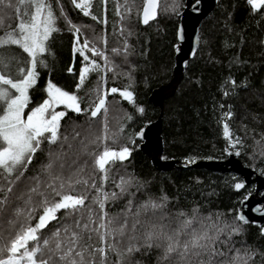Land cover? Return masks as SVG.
Returning a JSON list of instances; mask_svg holds the SVG:
<instances>
[{
  "label": "trees",
  "instance_id": "trees-1",
  "mask_svg": "<svg viewBox=\"0 0 264 264\" xmlns=\"http://www.w3.org/2000/svg\"><path fill=\"white\" fill-rule=\"evenodd\" d=\"M145 2L128 0L131 8L128 12L125 0H107L106 5L103 0H94L91 14L85 16L72 0H46L57 17L59 30L52 33L46 42V52L38 57L39 83L32 90L29 110L48 97L46 85L54 84L76 95L82 110L81 113L68 110L61 120V134L67 133L70 141L75 133L80 134L72 141L74 146L85 140L90 152L99 153L104 147L129 148L130 155L126 159L110 166L109 179L103 187L105 191L119 192L115 184L121 177L133 178L134 184L142 187L139 190L132 187V195L110 202L107 206L110 212L122 211L129 200L135 209L149 198L158 201L167 196L166 211L172 213L184 211L191 216L193 208H198L199 214L205 217L211 214L215 218L219 213L222 221L240 227V234L233 239L251 248L255 253L253 264H264L263 230L235 219L242 202L254 192L252 187L239 192L234 185L241 179L235 174L188 167L201 160H226L229 152L235 150L244 165L264 176V7L257 12L248 0H219L215 11L201 24L198 52L168 92L163 110L162 158L177 161L179 167L160 172L141 152L136 136L161 114L158 107L149 103V97L174 79L178 28L187 0H176L177 11L171 8L173 0H161L157 19L148 25L143 24L141 17ZM164 7H168V11H162ZM21 18V13L0 6L3 20L0 32L18 29ZM104 20L106 23L101 22ZM72 25L80 29L79 34L72 30ZM85 39L104 52L110 70L103 73L90 70L81 83L79 74L85 62L77 48ZM11 51L30 60L14 46ZM84 54L101 66L105 63L87 51ZM18 66L29 68L30 63ZM16 67L14 65L12 71H16ZM113 87L118 89L117 93L110 92ZM97 89L107 93L108 134L116 135L113 139L90 143L103 135V113L95 118L89 115L97 99ZM125 91L131 93V99L120 94ZM225 124L231 138L239 140L235 147L225 136ZM44 158L38 151L25 177L39 174ZM85 159L88 157H81V161ZM96 183L101 185L99 174ZM55 223H50L48 229ZM157 255L154 249L148 255L136 253L134 260L157 264ZM126 261L127 258L125 264Z\"/></svg>",
  "mask_w": 264,
  "mask_h": 264
},
{
  "label": "snow or ice",
  "instance_id": "snow-or-ice-1",
  "mask_svg": "<svg viewBox=\"0 0 264 264\" xmlns=\"http://www.w3.org/2000/svg\"><path fill=\"white\" fill-rule=\"evenodd\" d=\"M72 2L85 16L91 14L94 0ZM103 2L106 5L107 0ZM248 3L254 10L264 7V0H248ZM0 6L22 14L18 29L0 32V264H125V258L126 264H141L134 260L135 254L148 255L154 249L158 252L157 264H253L255 253L251 248L233 239L240 234V227L222 221L219 213L215 218L211 214L201 216L198 208L192 209L191 216L184 211L172 213L166 211L167 196L158 201L149 198L135 209L129 200L122 211H109L110 202L132 195V187L137 190L142 187L134 184L133 178L121 177L115 184L119 192L104 190L110 166L126 159L129 148L104 147L99 153L90 152L85 140L74 146L72 141L80 134L75 133L72 141L67 133L61 134V120L66 113L57 112L56 107L64 105L81 113L77 96L51 83L47 86L48 98L25 118L29 89L37 78L38 57L46 52V42L52 33L59 30L57 17L46 0H15V3L0 0ZM158 7L160 0H146L142 8L144 24L156 18ZM178 7L173 0L172 10L177 11ZM125 10L131 11L128 0ZM162 11H168V7ZM91 18L97 20L95 15ZM71 28L80 33L75 25ZM80 43L77 35V44ZM13 46L30 60L12 52ZM77 51L85 62L79 74L81 83L90 70L102 73L110 70L108 57L91 40L85 39ZM85 51L102 58L104 65L84 54ZM22 63H30V69L18 66ZM117 91L115 87L110 89L111 93ZM120 94L131 98L130 92ZM106 95L97 89V99L89 115L95 118L103 113V135L90 143L113 139L116 135L108 134ZM224 132L231 139L227 124ZM42 145L46 147L42 149ZM38 151L45 157L39 174L25 177ZM82 156L88 159L81 161ZM97 174L100 186L96 183ZM234 187L240 190L245 185L236 183ZM93 191L95 195L91 194ZM257 211L264 213V209ZM235 219L248 223L243 214L238 213ZM53 221L56 223L48 229ZM238 243L241 247H237ZM261 255L264 257V253Z\"/></svg>",
  "mask_w": 264,
  "mask_h": 264
},
{
  "label": "water",
  "instance_id": "water-1",
  "mask_svg": "<svg viewBox=\"0 0 264 264\" xmlns=\"http://www.w3.org/2000/svg\"><path fill=\"white\" fill-rule=\"evenodd\" d=\"M218 4L219 0H187L178 28L174 79L167 86L154 90L149 97V103L158 107L161 114L156 121L141 129L136 137L140 141L141 152L151 159L152 165L160 172H167L179 167L177 161H166L162 158L164 152L162 130L165 100L177 80L184 75L188 63L195 58L200 47V26L215 11ZM159 8L156 18L150 20L149 23L157 19ZM262 8L255 11L259 12ZM235 153L237 151L229 152L226 160H201L192 165L189 164L188 167L206 169L215 173L235 174L241 179L239 183L245 185L243 189L238 190L239 192L254 186V192L242 202L239 214H243L247 219L248 223L244 224L259 227L264 234V213L257 211V209H264V176L244 165L239 155Z\"/></svg>",
  "mask_w": 264,
  "mask_h": 264
},
{
  "label": "rangeland",
  "instance_id": "rangeland-1",
  "mask_svg": "<svg viewBox=\"0 0 264 264\" xmlns=\"http://www.w3.org/2000/svg\"><path fill=\"white\" fill-rule=\"evenodd\" d=\"M77 2H83L82 0H77ZM29 69H30V66H29ZM13 72V74H15V71H12ZM38 83H39V74H38V71H37V78H36V82H35V84L29 89V97H30V102H29V104L27 105V107L25 108V110H24V114H25V118L27 117V115H29L30 114V111L31 110H33L36 106H38L40 103H38L37 105H35L34 107H32L30 110H29V105H30V103H32V101H33V96H32V90L35 88V86H37L38 85ZM49 84V83H48ZM48 84L46 85V91H47V86H48ZM48 98V97H47ZM46 98V99H47ZM45 100V99H44ZM43 100V101H44ZM68 110H71V109H69V108H66L64 105H59V106H57L56 107V111L57 112H60V111H64V112H66V111H68ZM231 141L233 142V144L235 143V145L237 144V143H239V140L237 139V138H231ZM235 151V150H234ZM252 190H254L255 188H254V186L251 188Z\"/></svg>",
  "mask_w": 264,
  "mask_h": 264
}]
</instances>
